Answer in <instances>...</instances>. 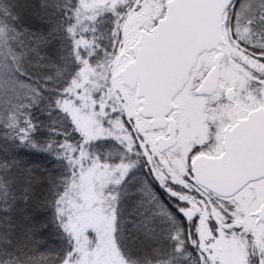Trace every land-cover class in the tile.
<instances>
[{"label":"snow or ice","instance_id":"snow-or-ice-1","mask_svg":"<svg viewBox=\"0 0 264 264\" xmlns=\"http://www.w3.org/2000/svg\"><path fill=\"white\" fill-rule=\"evenodd\" d=\"M0 264H264V0H0Z\"/></svg>","mask_w":264,"mask_h":264}]
</instances>
